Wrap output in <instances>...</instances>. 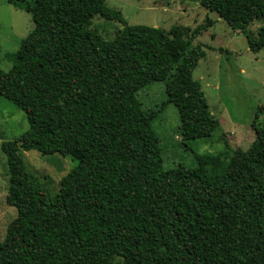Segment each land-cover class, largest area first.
<instances>
[{
  "label": "trees",
  "instance_id": "1",
  "mask_svg": "<svg viewBox=\"0 0 264 264\" xmlns=\"http://www.w3.org/2000/svg\"><path fill=\"white\" fill-rule=\"evenodd\" d=\"M233 29L264 20V0H199ZM31 12L33 29L0 68V97L26 115L28 130L1 143L16 209L0 240V264H264V136L236 149L221 173L164 166L148 149L139 91L176 79L182 140L208 138L218 121L191 77L193 42L210 25L165 31L128 25L106 0H6ZM122 27L107 40L94 16ZM246 34V33H245ZM250 50L264 48L247 35ZM264 111L260 106L256 116ZM76 161L50 196L24 153Z\"/></svg>",
  "mask_w": 264,
  "mask_h": 264
},
{
  "label": "rangeland",
  "instance_id": "2",
  "mask_svg": "<svg viewBox=\"0 0 264 264\" xmlns=\"http://www.w3.org/2000/svg\"><path fill=\"white\" fill-rule=\"evenodd\" d=\"M106 5L120 11L128 25H146L165 31L172 26L192 31L206 25L207 21L212 22L193 42L198 61L191 73V77L200 83L210 112L218 121L208 138L182 140L178 112L166 101L167 92L177 85L176 79H169L168 85L151 84L138 93L144 111L153 115L143 126L147 148L161 150L166 168L194 167L196 153L205 160L208 174L221 173L236 149H246L264 136V111L256 116L257 109L264 106V48L253 52L246 36L257 39L264 20L248 25L245 34L233 29L216 12L201 6L199 0H106ZM121 27L119 22L98 15L92 18L90 25L107 40ZM32 29L31 12L0 0L2 70L7 71L12 65L5 55L16 52ZM27 130L25 113L0 97V240L17 213L5 201L9 175L1 143L13 141ZM24 162L51 197L58 192L61 178L76 164L70 157L41 155L34 150L24 153ZM108 264H121V260L114 258Z\"/></svg>",
  "mask_w": 264,
  "mask_h": 264
}]
</instances>
